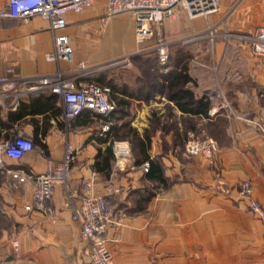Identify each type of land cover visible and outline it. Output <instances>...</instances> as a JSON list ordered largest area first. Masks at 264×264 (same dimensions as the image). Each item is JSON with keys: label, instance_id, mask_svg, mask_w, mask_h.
Masks as SVG:
<instances>
[{"label": "crops", "instance_id": "0c3cea01", "mask_svg": "<svg viewBox=\"0 0 264 264\" xmlns=\"http://www.w3.org/2000/svg\"><path fill=\"white\" fill-rule=\"evenodd\" d=\"M105 11L106 1L96 0L82 12L66 14L71 62L46 59L53 50L46 20L0 18V76L74 71L83 62L94 73L81 81L106 73L125 76L123 82L133 86V73L124 66L122 74L112 65L139 49L133 17L119 14L103 25ZM207 26L215 29L212 43L203 36L188 48L196 94L206 95L212 107L217 99L210 93L219 87L242 119L226 113L213 118L184 114L158 94L148 101L129 98L134 110L130 126L140 136L152 130L147 152L159 162L161 179L147 175V161L136 163L133 150L124 165L115 166L112 154L109 170L97 167L98 151L110 144L112 152V143L124 140L109 132L102 135V125H119L120 119L110 116L108 121L90 111L75 124V119L64 118L60 97L48 90L28 94L15 104L11 99L0 104V140L24 135L36 145L18 160L5 157L6 168L36 175L48 162L62 158L65 141L75 146L68 188L111 197L112 221L105 236L114 264H264L263 221L237 193L241 182H250L264 210V139L254 123L264 126V57L254 55L251 46L236 37L264 27V0H220L218 11L206 18L187 19L180 13L176 19L166 18L161 30L170 37L204 32ZM155 117L159 124L152 128ZM167 122H174L173 127ZM200 130L217 142L212 160L185 154L186 143ZM9 181L8 173H0V264H87L86 243L71 219L64 188L56 186L51 202L55 214L48 216L25 209L31 203L30 179L16 188Z\"/></svg>", "mask_w": 264, "mask_h": 264}, {"label": "built area", "instance_id": "2783aa9c", "mask_svg": "<svg viewBox=\"0 0 264 264\" xmlns=\"http://www.w3.org/2000/svg\"><path fill=\"white\" fill-rule=\"evenodd\" d=\"M96 0H4L0 5V18H15L27 21L33 16L46 20L53 34V50L47 54L46 59L53 62H71L73 48L70 35L66 28V14L79 13ZM106 11L102 17L103 25L111 18L128 13L134 21V38L139 49L135 53L149 51L151 47H144L145 43L154 38L160 31L166 18L176 19L180 13L188 19L196 17L206 18L209 14L217 12L220 0H105ZM222 22V21H221ZM191 40L206 36L211 43L215 37L214 26H207L204 32H194ZM224 36L227 38L228 33ZM236 37L247 42L254 55L264 57V27L253 34H241ZM169 41L160 39L153 47L161 65H165L168 56ZM131 66V55L113 60L112 65ZM163 72L167 68L163 67ZM215 69V67H213ZM7 71H11L7 69ZM94 71L91 66L79 62L74 71L56 70L51 74L35 75H2L0 76V104L11 99L13 104L28 94L48 90L57 94L62 102L63 116L66 120H73L83 110H89L103 118H109L116 109V102L110 97L111 88L100 85L94 81H81L83 77H91ZM210 95L217 99L216 105L207 110L209 117L218 115L223 110L228 117L242 119L235 112L224 97L219 87L212 90ZM264 139V126L254 122ZM110 130V123L102 125L101 134ZM36 145L31 138L24 135L11 136L0 140V173L10 175L8 185L16 188L28 179L32 181L31 203L25 206L26 210L34 209L42 214L54 216L52 198L56 186H62L66 193L67 204L71 209V219L80 229V237L86 243L87 264H114L110 250L107 248L106 231L112 221L113 203L108 195L79 194L68 188L72 178V164L76 156V148L70 141H65L62 158L57 162H48L46 170L36 175H27L21 170H10L5 167L4 158L18 160L28 151L35 149ZM218 150L217 142L206 134H198L185 145L186 155H202L212 160ZM112 154L115 166H121L131 160L132 144L128 140H116L112 143ZM148 170L149 163L143 164ZM117 191V190H116ZM254 186L243 181L239 184L237 193L247 198L249 207L263 221L264 210L253 197ZM264 242V240H263ZM12 248L18 249L17 240L12 241Z\"/></svg>", "mask_w": 264, "mask_h": 264}, {"label": "trees", "instance_id": "16d2710c", "mask_svg": "<svg viewBox=\"0 0 264 264\" xmlns=\"http://www.w3.org/2000/svg\"><path fill=\"white\" fill-rule=\"evenodd\" d=\"M190 54L188 48L177 46L169 53L165 65L160 64L157 54L154 56L142 57V62H144L145 68L139 76H136L134 81L137 84L135 83L133 86L125 82H119L114 76H108L106 73L96 75L93 81L100 85L109 86L111 88L110 97L116 102V109L111 114V118L120 119L126 115L125 109L130 105L129 98L136 97L143 101H148L149 99L154 98L157 94L163 95L166 99L173 102L174 106L181 113L198 115L204 118H213L207 115V110L211 106L212 101L202 93L196 94V82L189 74L191 63ZM136 58L141 59L140 57L133 55L131 60L134 61ZM163 67L167 68V72L163 73L161 71ZM145 76H147V78H145ZM86 112L88 113L90 111L86 109L83 110L81 114L75 118V124L82 123L81 118L84 114H87ZM170 115L171 113L168 114L169 117ZM108 121H111L110 118ZM158 124L159 119L155 117L151 121L152 128L154 125L156 126ZM167 125L173 127L174 122H167ZM123 129H127V132L133 137V156L136 159V163L147 161L149 163L147 175L156 179H161L160 167L158 165L159 162L150 159L147 152L150 145V133L152 130L145 131L140 136L137 131L130 126V122L126 121L119 125L116 124V122L112 123L108 132L111 133L112 137L125 139L123 134H121ZM193 129H195V127ZM177 137L179 139L178 135ZM100 141L104 142L107 140ZM38 145L43 149L44 145L40 140H38ZM97 157L99 158L96 163L97 167L99 169L106 168V170H109V161L112 158L110 144L106 146L102 153H100L99 150Z\"/></svg>", "mask_w": 264, "mask_h": 264}, {"label": "rangeland", "instance_id": "374dc122", "mask_svg": "<svg viewBox=\"0 0 264 264\" xmlns=\"http://www.w3.org/2000/svg\"><path fill=\"white\" fill-rule=\"evenodd\" d=\"M189 35H190V32H185V33L171 34V36L168 35L170 37H167L166 35L163 34L162 30L160 29V31L156 34V36H154V38H152L151 40H149L148 42H146L144 44L145 45L144 47H146V48L147 47H151L149 49V51L141 52V53H135L136 57H140L141 59L136 58L134 61L131 60V66L130 67H126V68H128L130 70V73H128V74L133 73L132 75L136 77V76H139L141 74V72L144 71L145 67H144V62H142V59H143L142 57H149V56L156 55V49L153 46L156 45L160 41V39L165 40V41L166 40L169 41L168 49H169V53H170L177 46H180L182 48L183 47L184 48H190L192 46V44L195 43V41L191 40ZM208 40H209V38H208ZM114 68H117V70L120 73L124 71V69H123L124 65H120V64L119 65H115V66H113V69ZM161 71L163 72V69H161ZM163 73H165V72H163ZM122 74H124V72ZM125 74H127V73H125ZM145 75H146V73H145ZM113 76H115V75H113ZM133 76H132V78H133ZM145 78H147V76H145ZM115 79L116 80L118 79L119 82H123V80L127 79V77L125 78V76H122V75L119 76L118 75V76L115 77ZM132 82H133V85H135L136 82L133 81V80H132ZM125 112H126V115L124 117L120 118V123L119 124H121L122 122H126V121L130 122L132 117H134V110H133L132 106H128V108L125 109ZM220 113H225V112L223 110H221ZM115 120H117V119H115ZM69 123H71V122H69ZM121 134H123V136L125 137L124 140L130 141V143L132 144V150H133V137H132V135L127 132V129H123L121 131ZM199 134L208 135L203 130H200ZM114 138H117V137H114Z\"/></svg>", "mask_w": 264, "mask_h": 264}]
</instances>
